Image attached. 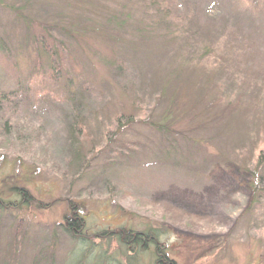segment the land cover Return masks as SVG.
Instances as JSON below:
<instances>
[{
    "label": "rangeland",
    "instance_id": "rangeland-1",
    "mask_svg": "<svg viewBox=\"0 0 264 264\" xmlns=\"http://www.w3.org/2000/svg\"><path fill=\"white\" fill-rule=\"evenodd\" d=\"M261 156L264 0H0V264H264Z\"/></svg>",
    "mask_w": 264,
    "mask_h": 264
},
{
    "label": "trees",
    "instance_id": "trees-1",
    "mask_svg": "<svg viewBox=\"0 0 264 264\" xmlns=\"http://www.w3.org/2000/svg\"><path fill=\"white\" fill-rule=\"evenodd\" d=\"M259 160V163L257 165V168L258 167H262L264 166V158L263 156H261ZM6 206V205H5ZM5 206L3 205H0V209H5ZM73 210H76L75 208L72 209L71 211ZM73 213V212H72ZM72 220L70 221L69 223V226L70 228L68 229V233L72 234V236H76V234H78L76 231L77 229L80 228V224H79V220L77 218V216L71 218ZM158 231L157 229L154 230L152 228H147V230L145 231H142V232H139V233H135L133 231H125V230H120L119 232H117V241L121 242V244L125 247V249H128L129 247H135L137 246V251L139 252L141 249V247H144V249L146 248L147 249V246L149 245H154L155 246V251H154V255L157 256L158 259H155L156 262L155 264H165L163 261H164V258L163 256H161L159 252L160 249H158L159 247L157 246V241H158ZM127 247V248H126ZM137 252V254H138ZM107 262V260H106ZM111 264V263H110ZM167 264V263H166ZM168 264H174L172 262H168Z\"/></svg>",
    "mask_w": 264,
    "mask_h": 264
}]
</instances>
